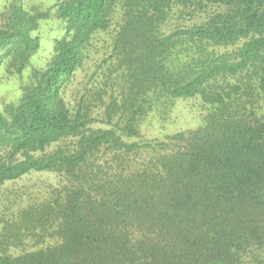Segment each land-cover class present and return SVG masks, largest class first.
<instances>
[{"label":"trees","instance_id":"1","mask_svg":"<svg viewBox=\"0 0 264 264\" xmlns=\"http://www.w3.org/2000/svg\"><path fill=\"white\" fill-rule=\"evenodd\" d=\"M48 2L0 11V80L26 74L0 106V264H264V0ZM180 97L198 124L141 136ZM32 172L58 183L3 190Z\"/></svg>","mask_w":264,"mask_h":264},{"label":"rangeland","instance_id":"2","mask_svg":"<svg viewBox=\"0 0 264 264\" xmlns=\"http://www.w3.org/2000/svg\"><path fill=\"white\" fill-rule=\"evenodd\" d=\"M11 0H0V11ZM27 7L37 6L42 10L46 8H53L48 0H21ZM56 18L51 15L47 19L39 21L38 34L40 35L41 46L39 50L30 58V63L26 67H41L47 60L50 50V43L58 35ZM107 37V36H106ZM108 38V37H107ZM91 65V66H90ZM93 61H89L86 66L87 70L79 73L75 79V83L70 86L83 85L86 76L92 69ZM26 79V74L22 76L7 75V72L3 70L1 72L0 80V106L5 102L16 99L19 95L20 83ZM69 96V94H68ZM67 96V97H68ZM202 106L199 98L180 97L175 101L171 113L166 121L160 122L156 116L147 115L140 125L141 136L144 137H163L165 134L172 133L177 130H187L195 127L200 118ZM58 183V178L54 173L49 172H32L23 176L22 178L13 182L6 183L2 188L6 190L8 188L13 190H36L44 188L46 186L55 185Z\"/></svg>","mask_w":264,"mask_h":264}]
</instances>
